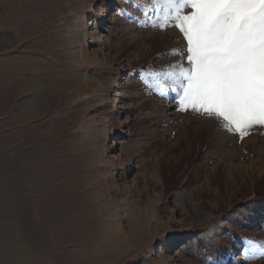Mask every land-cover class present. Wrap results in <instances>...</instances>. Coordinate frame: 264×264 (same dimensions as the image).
<instances>
[{
    "label": "rangeland",
    "instance_id": "374dc122",
    "mask_svg": "<svg viewBox=\"0 0 264 264\" xmlns=\"http://www.w3.org/2000/svg\"><path fill=\"white\" fill-rule=\"evenodd\" d=\"M155 15L0 0V264H264L243 259L264 241V126L151 94L141 70L185 47Z\"/></svg>",
    "mask_w": 264,
    "mask_h": 264
},
{
    "label": "snow or ice",
    "instance_id": "6c2138e0",
    "mask_svg": "<svg viewBox=\"0 0 264 264\" xmlns=\"http://www.w3.org/2000/svg\"><path fill=\"white\" fill-rule=\"evenodd\" d=\"M150 3L152 26L174 27L185 41L167 53L179 57L173 64L139 73L151 94L171 96L177 111L191 110L230 134L264 126V0ZM244 243L245 261L264 258V241Z\"/></svg>",
    "mask_w": 264,
    "mask_h": 264
}]
</instances>
